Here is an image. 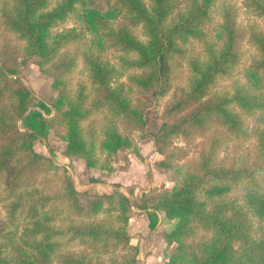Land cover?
<instances>
[{"label":"trees","instance_id":"obj_1","mask_svg":"<svg viewBox=\"0 0 264 264\" xmlns=\"http://www.w3.org/2000/svg\"><path fill=\"white\" fill-rule=\"evenodd\" d=\"M216 4L217 0H187L184 5L180 0H0V23L25 41L22 54L6 42L0 47V202L8 218V226L0 228V264H51L53 258L66 264H96L93 255L106 254L118 244L129 245L126 226L132 204L125 193L79 191L64 167L60 192L50 194L30 179L37 165L52 171L61 168L33 148L34 141L47 136L51 128L60 130L65 155L81 157L87 169L112 170L108 157L133 145L121 132L118 119L128 130L146 125V105L133 101L132 88L154 100L173 89L154 135L156 150L163 155L157 165L169 171L171 185L143 191L142 202L135 204L146 211L150 228L157 223L158 210L174 220L164 233L166 244L172 246L164 264H264V231L252 235L248 218L264 222V32L252 25L245 30L236 3L218 0L215 40L207 43L203 56L189 60L185 83L173 84L170 61L184 52L188 39L202 38ZM243 4L264 16V0H243ZM69 17L91 33L82 54L95 91L89 103L84 84L72 93L63 88L72 58L55 59L61 46L77 38L71 29L52 30ZM119 18L126 21L118 22ZM129 23L140 24L145 38H139ZM245 37L256 52L242 64V79L235 77L229 89L213 92L218 79L230 76L243 63ZM109 48L120 51L118 64L100 56ZM34 54L57 89L48 99L37 98L19 77L21 65ZM130 68L138 73L130 74L131 84L126 87L116 80ZM103 107L109 116L98 136L85 121L93 109ZM244 114L256 124L249 127ZM216 119L228 136L253 131L256 153L250 162L245 155L226 162L218 156L219 139L198 143L193 138V132L204 133ZM174 135L184 136L195 147L196 157L174 162L173 150L166 149ZM11 161L17 165L2 187L3 171ZM24 172L30 186L17 189ZM237 185L240 195L231 198L227 193ZM57 198L66 200L64 214ZM106 211L111 213L106 221L57 218L71 214L88 218ZM197 226L209 235L191 240ZM64 237L83 248L62 251ZM116 264H136L135 253Z\"/></svg>","mask_w":264,"mask_h":264},{"label":"rangeland","instance_id":"obj_2","mask_svg":"<svg viewBox=\"0 0 264 264\" xmlns=\"http://www.w3.org/2000/svg\"><path fill=\"white\" fill-rule=\"evenodd\" d=\"M149 1V0H145ZM187 0H180V4L184 5ZM235 2L238 6L237 18L241 26L245 30L249 26L257 28L264 32V16H258L252 11L248 10L243 4V0H230ZM210 19L204 25L205 33L200 39H188L184 43V52L173 58L171 63V69L174 75L173 84L182 85L187 79L189 74V60L194 56H203L204 49L208 42L215 40V28L219 22L220 14L217 4L212 8L210 12ZM119 20V21H118ZM117 21H126L124 18H119ZM116 21V22H117ZM132 31L141 39L145 38L143 28L140 24L133 25L129 23ZM71 29L72 33L77 34L75 40L69 39L63 46H61L56 53L55 59H63L71 57L74 64L66 71L64 77L66 78V84L63 88L71 93L76 90L79 84L85 85V92L87 93L86 102L89 103L90 99L94 95V88L90 83V79L87 76L86 65L83 58V49L86 46L85 42H88L91 38L84 26L77 22L74 17H69L63 22L59 23L52 28L53 32ZM245 37L241 47L243 49V58L241 64L234 69L230 76L222 77L218 79L212 86L213 92L221 90H227L231 87L232 81L235 77L242 79V64H247L253 54H255V47ZM7 43L8 47L15 46L20 54L23 53V46L25 41L20 39L15 33L7 30L3 24L0 23V47L4 43ZM100 56L109 59L111 62L118 64V55L120 51L109 48L99 52ZM38 55H30L25 63L21 65L19 71V77L24 83H26L33 91L37 98L48 99L57 93V89L52 86V75L38 64ZM51 62V61H50ZM48 62L46 66L50 63ZM138 73V71L130 68L124 72L116 81L125 83L126 87L130 83V74ZM115 82V80H114ZM172 91L159 100L151 98L149 93H139L137 88H132L130 94L133 97L134 102H144L146 125L141 130H128L118 119V126L123 134L128 135L132 141L131 147H122L118 149L112 156L108 157L109 162L113 165L112 170L92 168L87 169L83 163V159L77 156H67L63 153L64 140L60 137V130L51 128L47 136L38 138L34 141L33 148L49 156L56 164L59 165L58 170L52 171L46 168L43 164L37 165L34 169V173L30 180L33 181L34 186H41L44 191L50 194L54 192H60L62 185V167L66 169L67 174L72 178L74 186L82 192L89 194L98 192H110L119 190L128 196L132 208L130 210V216L126 226L129 233V245L122 246L118 244L112 248L110 252L102 255H93V260L96 264H116L123 261L125 257L135 253L136 264H164L167 253L172 249V246L166 244L164 239V233L169 230L174 223V220L167 219L161 210H158V220L153 228L148 226V219L146 211L138 208L135 204L142 202V192L148 189H163L170 187L171 180L169 171L163 167L157 165L163 155L156 150V144L154 141V135L158 132L162 118L164 117L163 111L168 101L172 99ZM109 116L107 108H99L92 110L85 121L87 127L96 129V134L99 136L102 134L101 125L104 124L105 119ZM246 123L251 127L256 124L250 119L248 115H243ZM193 138L198 143H207L209 139H219L217 152L218 156L224 158L227 162L231 159H239L242 155H245L246 159L250 162L255 156V141L256 136L253 131L247 136L235 137L228 136L225 127L219 120H214L205 130L204 133L193 132ZM166 149L173 150L174 154L172 160L177 163L184 162L189 158L196 157L195 147L189 144L182 135L171 136ZM137 151V153L135 152ZM24 158L23 155H20ZM24 160V159H22ZM15 161L9 162L5 170L3 171V181L1 186L5 185V180L10 178V171L16 166ZM90 176L98 178L97 181H91ZM29 175L23 173V180L17 189L23 186H30ZM241 187L239 185L233 186L227 195L231 198L239 196ZM86 197V195H85ZM240 202V200H237ZM59 208L62 210V214L66 211V200L57 198ZM67 204V203H66ZM57 216L61 220H105L108 216H111L109 211L99 213L98 216L81 217V216ZM251 222L250 233L256 235L258 232L264 231V222H258L254 217L248 216ZM111 219V218H107ZM7 216H5V210L0 202V228H6ZM21 222V219L18 218ZM116 223V222H115ZM207 231L202 230L199 226L196 227V232L191 237V240H196L202 236L209 235ZM65 244L62 246V251L72 253L80 250L83 246L77 245L76 240H68L64 237ZM136 248V252H135ZM96 258H99L98 260ZM51 264H66L62 259L53 258Z\"/></svg>","mask_w":264,"mask_h":264}]
</instances>
